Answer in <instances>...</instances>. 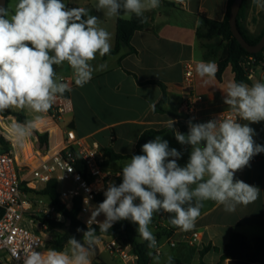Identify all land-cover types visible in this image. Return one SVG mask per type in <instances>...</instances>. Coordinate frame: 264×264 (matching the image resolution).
Returning <instances> with one entry per match:
<instances>
[{
	"label": "clouds",
	"instance_id": "clouds-1",
	"mask_svg": "<svg viewBox=\"0 0 264 264\" xmlns=\"http://www.w3.org/2000/svg\"><path fill=\"white\" fill-rule=\"evenodd\" d=\"M254 2L264 9V0ZM159 5L160 0H97L95 8L109 17L130 19L135 15L141 23H147L145 13ZM98 22L89 9H69L63 0H18L12 12L0 7V112L16 108L37 114L33 119L11 124L19 146L38 129L40 114H46L58 97L71 90L67 83L58 80L54 66L66 62L78 87L89 83L94 72L106 68L91 63L97 54L104 57L111 51L110 33ZM217 71L215 61H202L196 66L197 75L205 83L214 79ZM224 103L236 118H222L221 114L205 123L189 120L187 134L174 132L181 145L191 146L185 166L178 165L182 153L169 148L167 140L157 136L146 142L142 145L143 154L132 155L123 166L122 182L108 183L105 199L92 210L87 230L77 229L83 232L82 242L69 237L64 251L32 249L24 253L23 264H91L97 242L92 225L98 224L100 231L107 232L121 220L138 225L137 232L150 250L147 255L153 264H161L157 239L149 229L154 213L172 214L169 224L189 231L195 226L204 201H215L226 212L256 201L260 189L234 180V175L254 155L264 152V145L255 143V130L238 123L237 118L250 123L264 121V81L252 85L229 82ZM150 107L155 111V103ZM167 123L173 129L176 121L168 118ZM101 214L105 219L98 222L96 218ZM171 261L168 256L165 264Z\"/></svg>",
	"mask_w": 264,
	"mask_h": 264
},
{
	"label": "crops",
	"instance_id": "crops-1",
	"mask_svg": "<svg viewBox=\"0 0 264 264\" xmlns=\"http://www.w3.org/2000/svg\"><path fill=\"white\" fill-rule=\"evenodd\" d=\"M160 1L171 2L173 5L161 3L158 8L145 13L148 14V27L137 31L131 41L136 53H132L130 46L123 45L116 54L104 57L97 54L91 63L93 66L106 65V68L94 72L91 81L83 87L75 85L73 70L66 62L57 66L56 73L59 80L67 83L71 89L65 93L73 99L75 112L66 117L65 123L70 124L78 136L98 143L105 152L111 149L116 154L130 156L136 152L138 141L146 130L169 128L167 121L170 118L176 121L173 130L158 134L155 138L162 137L168 141L169 148H175L182 153L177 163L183 167L189 160L191 146L181 145L175 139L174 132H181L179 108L185 94L184 66L191 61L198 64L202 61H215L218 66L223 50L217 52L214 49L211 53H204L198 30L203 18L224 21L229 0ZM17 2L18 0H9V12L14 10ZM63 2L69 9H89V14L99 19V26L110 33L111 49L115 48L117 21L129 18L107 16L104 11L95 8L97 0ZM245 4L247 11L244 25L251 36H259L264 28V9L257 7L254 0H245ZM216 37L221 39L220 36ZM195 75L196 91L207 99V110L204 113L231 111L224 103V96L227 84L235 81L233 67H227L222 80L215 76L205 83L196 72ZM153 81L161 82L166 88L167 101L162 105L164 112L156 111L157 104L164 96V90L160 85L150 83ZM256 81H264V65L256 67L250 85ZM153 103L155 111L150 107ZM21 111L27 119H33L28 110ZM241 124H248L255 130L253 139L257 143L258 133L260 128L264 127V121L250 123L242 120ZM260 145H264V136ZM129 160L130 158H123L107 162L108 170L116 181ZM234 180H242L258 187L261 191L258 199L248 205H238L234 212L224 211L223 206L215 201H204L200 216L189 231L171 226L168 215L164 216L163 211L157 212L159 216L154 213L153 234L162 242L167 238L175 242V246L165 245L164 249L168 246L171 249L167 254L162 253L161 264H165L168 256L172 257V264H219L232 232L242 233L250 241L264 235V152L258 157L254 155L247 166L235 173ZM194 232H199L200 238L198 242L191 244L188 238ZM206 247H209V250L202 255L201 252ZM228 262L229 260L224 264ZM150 264H153V261Z\"/></svg>",
	"mask_w": 264,
	"mask_h": 264
},
{
	"label": "built area",
	"instance_id": "built-area-1",
	"mask_svg": "<svg viewBox=\"0 0 264 264\" xmlns=\"http://www.w3.org/2000/svg\"><path fill=\"white\" fill-rule=\"evenodd\" d=\"M197 64L191 61L184 66L185 94L180 103L179 122L188 131L189 120L192 123H205L221 114L222 118H236L231 111L204 113L207 99L195 88ZM260 65L264 63L254 56L246 57L242 62L250 80ZM74 112L75 106L70 96L64 94L58 97L52 108L46 114H41L38 129L25 140L22 147L12 134L11 124L24 121L6 111L0 112V137L4 140V145L0 144V264H23L22 257L27 251L35 249L46 252L50 248L43 230H50L49 222L64 221L51 199L37 193L50 182L57 181L59 201L68 210L77 200H81L79 220L87 228L91 207L99 205L96 198L101 196L105 199L104 191L110 181L118 185L108 170V157L101 146L78 136L70 124L65 123L66 117ZM241 121L238 117L237 122ZM42 137L45 139L42 140ZM166 214L163 212L164 216ZM96 219L101 222L98 217ZM35 225L39 226L41 233L31 230V226ZM95 226L98 224L92 225ZM100 236L108 237L106 234ZM199 238L200 233L194 232L188 240L195 244ZM156 239L159 256L165 245L175 246V242L169 238L165 242ZM109 251L119 256L124 264L139 262L131 246L122 247L118 237L110 240ZM17 256L21 259H17Z\"/></svg>",
	"mask_w": 264,
	"mask_h": 264
},
{
	"label": "trees",
	"instance_id": "trees-1",
	"mask_svg": "<svg viewBox=\"0 0 264 264\" xmlns=\"http://www.w3.org/2000/svg\"><path fill=\"white\" fill-rule=\"evenodd\" d=\"M9 0H7L8 4ZM234 0H229L228 12L224 21L217 22L207 18L202 19V24L200 29L198 30V37H202L201 28L203 26H208L214 35L220 36L223 41L226 42V46L223 50V54L219 59L218 62V71H217V78L222 80L223 74L226 71L227 67L231 65L235 72V81L236 82H244L248 85L251 84V80L248 78V75L245 69L242 66L243 59L246 57L254 56L258 58L259 61L264 63V51L251 54L247 52L237 41L234 37L230 24V14L231 8L233 5ZM166 5H173L171 2H162ZM246 4L245 0H243V4L241 6L240 12L238 14L237 24L238 28L241 31L242 35L246 39V41L252 45L258 44L262 37L264 36V28L259 36H251L248 32L246 26L244 25V20L246 19ZM148 17V14H145ZM262 19L264 23V11L262 12ZM148 27L147 23H141L140 20L132 16L131 19H119L117 21V33H116V45L114 49H111L109 54H116L120 51L123 45H127L131 47L132 53H136V49L131 46V41L134 34L137 31H142ZM107 54V55H109ZM55 70H57V66H54ZM156 83L162 87L164 90V96L162 100L157 104L156 111L157 112H164L162 105L167 101V93L166 88L161 82H150ZM67 95L66 93H64ZM20 121L27 120L26 116L21 113H13ZM179 127L181 133L187 134L188 130L184 127L182 122H179ZM173 129L166 128L163 130H155V129H148L146 130L140 137L137 150L132 155L143 154L142 153V145L148 141L154 140L155 136L158 134H162L166 131H172ZM264 136V127H261L258 133L257 144H261L262 137ZM45 137H42L44 140ZM0 144L4 145V140L0 137ZM106 155L110 161L112 160H119L123 158H131L130 156H123L116 154L113 150L108 149L106 150ZM260 154V153H259ZM259 154H256L255 157H258ZM108 160V161H109ZM107 161V162H108ZM107 164V163H106ZM118 185L122 182V178L120 175L117 178ZM40 195L47 196L51 199V201L56 205L58 211L63 215L64 221L63 222H49V229L53 230L55 228H62L66 227L67 232L59 237L57 240L52 242L50 248H54L58 251H64L67 246V241L69 237H75L76 239L83 233L78 232L77 229H83L84 231L87 230V227L79 220V214L81 211V200H77L74 206L68 210L65 208L61 202L59 201V192H58V183L57 181L50 182L46 188L37 192ZM104 198L98 196L96 198V202L99 204L103 202ZM168 217L171 215L167 213ZM96 229L95 235H118V241L122 247L131 246L134 253H136L139 257L138 264H150L152 259L147 255L150 251L147 247V242L143 241L138 232L136 231L135 223L131 222L130 220H121L114 222L113 226L107 231L102 232L100 231L99 226L93 227ZM155 236V235H154ZM156 237V236H155ZM209 250V247L204 248L201 252L202 255L205 254L206 251ZM227 260H246L257 264H264V235L255 238L254 240L250 241L244 234L239 232H232L230 235V240L228 244L225 246L224 254L221 257V261L219 264H224ZM178 264V263H177ZM202 264H205L204 262Z\"/></svg>",
	"mask_w": 264,
	"mask_h": 264
},
{
	"label": "rangeland",
	"instance_id": "rangeland-1",
	"mask_svg": "<svg viewBox=\"0 0 264 264\" xmlns=\"http://www.w3.org/2000/svg\"><path fill=\"white\" fill-rule=\"evenodd\" d=\"M201 33H202V37H201L200 44H201V47H202V50L204 51V53H206V54L211 53V52H213L214 49H216L217 52H221L222 50H224V48L226 46V42L223 41L222 39H219L218 37H216V35L213 34V32L211 31V29L208 26H203L201 28ZM58 80H59V78H58ZM5 111L8 113H11V114L13 112V113H21L24 115V113H23V111H21V109L12 108V109H8ZM24 112H26V111H24ZM28 114H29V116H31L33 118L37 115L36 113L31 112L30 110H28ZM27 120H30V119H27ZM94 208H95L94 206L91 207V212ZM91 212L89 214V217L91 216ZM156 215L159 216V213H157ZM98 218L100 219L101 222H103V220L105 219L103 214L99 215ZM153 222L154 221H152L149 225V229H150V231H152V233L155 231V226H154ZM26 223L28 224V220ZM135 225H136V229H137L138 225L137 224H135ZM31 230L35 231L36 233H41V230H40L38 225L31 226ZM66 232H67L66 227H62V228H58V229H54V230H49V231L43 230V233H45L44 238L48 243V247H51L52 242L57 240L59 237L63 236ZM107 236L108 237L105 238V237H101L99 235H96L97 242L94 246V251L92 252V254L90 256L91 263L92 264H123V262L119 256H116L109 251L110 240L112 238H117L118 235L114 234V235H107ZM77 240H80L82 242L83 233L77 238ZM67 248H68V244L64 250H66ZM170 249L171 248H169V246L166 247L163 251L164 254H167V252ZM182 263L183 262H181V264Z\"/></svg>",
	"mask_w": 264,
	"mask_h": 264
},
{
	"label": "water",
	"instance_id": "water-1",
	"mask_svg": "<svg viewBox=\"0 0 264 264\" xmlns=\"http://www.w3.org/2000/svg\"><path fill=\"white\" fill-rule=\"evenodd\" d=\"M243 4V0H234L231 14L229 19V24L231 31L240 45L249 53L257 54L264 51V36L262 37L261 41L256 44L252 45L246 41L244 36L242 35L241 31L238 28L237 19L238 14L240 12L241 6ZM0 7H7V0H0ZM228 264H257L246 260H229Z\"/></svg>",
	"mask_w": 264,
	"mask_h": 264
}]
</instances>
